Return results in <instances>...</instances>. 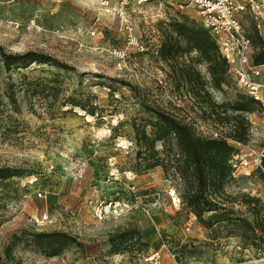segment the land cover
Wrapping results in <instances>:
<instances>
[{
    "label": "rangeland",
    "instance_id": "obj_1",
    "mask_svg": "<svg viewBox=\"0 0 264 264\" xmlns=\"http://www.w3.org/2000/svg\"><path fill=\"white\" fill-rule=\"evenodd\" d=\"M182 15L199 24L195 9L174 1L133 7L130 34L145 48L139 51L120 21L90 0H0V45L50 59L0 72V167L19 173L0 182V264H264V180L254 167L237 174L239 159L264 144L260 110L246 115L252 122L246 143H230L237 167L218 199L220 210L204 214L203 225L180 206L169 174L159 166L144 169V144L135 142L132 124L149 133L142 103L168 111L197 135L219 136L221 127L176 91L168 64L157 57L161 29ZM240 23L245 34L262 35L264 46V25L247 13ZM189 57L208 82L195 51L177 61ZM227 75L220 90L206 85L215 102L241 92ZM2 83L14 93V109ZM153 148L163 159L162 146ZM107 201L121 213L97 220L94 211ZM55 231L80 247L46 257L20 242L9 259L3 255L12 235ZM124 232H136L140 242L128 236L112 251L108 239Z\"/></svg>",
    "mask_w": 264,
    "mask_h": 264
},
{
    "label": "trees",
    "instance_id": "obj_2",
    "mask_svg": "<svg viewBox=\"0 0 264 264\" xmlns=\"http://www.w3.org/2000/svg\"><path fill=\"white\" fill-rule=\"evenodd\" d=\"M161 36L156 50L157 57L168 64V72L174 78L176 91L181 88L198 108L200 117L210 121L212 125L221 127V130L218 137L197 135L188 123L147 103L140 104V107L151 117L146 122L149 133H145L143 126L135 127L132 124V129L135 132L136 144L139 145L140 141L144 144V169L159 166L165 175L169 174L175 182L173 192L180 206L203 225L204 214L220 210L218 199L224 197L223 188L234 171L231 158L235 150L230 143H246L249 136L246 115L258 112L259 108L241 92L236 93L231 102L218 103L212 99L206 85H210L213 90H220L221 86L227 83V65L208 32L199 24L182 15L180 18L169 20L161 29ZM246 37L254 49L251 52L252 62L264 63V47L260 36L255 37L253 33L247 32ZM191 50L197 53V60L206 64L208 82L194 67L191 57L187 61H177L178 56ZM48 61L49 57L41 54L31 51L10 52L0 45V72ZM2 85L7 104L14 109V93L9 89L10 85ZM35 91L32 90L31 93L34 94ZM70 105L78 106L72 103ZM78 107L84 110L82 106ZM87 113L92 115L93 112L87 110ZM154 143L162 146L163 159L159 158L154 150ZM260 166L264 173V156L260 160ZM18 176L19 173L14 168L0 167V182ZM219 216L221 215L214 214L212 217L217 219ZM132 235L137 236L136 241L139 243L140 237L136 232H124L110 237L108 242L112 251H117L126 242V238ZM20 242L46 257H56L72 246L80 247L77 239L65 232H21L19 236L12 235L9 244L4 248L3 255L6 259H9L11 248ZM13 264L20 263L16 261Z\"/></svg>",
    "mask_w": 264,
    "mask_h": 264
},
{
    "label": "built area",
    "instance_id": "obj_3",
    "mask_svg": "<svg viewBox=\"0 0 264 264\" xmlns=\"http://www.w3.org/2000/svg\"><path fill=\"white\" fill-rule=\"evenodd\" d=\"M102 14L114 17L120 21L127 33V43L136 46L137 50H145L143 45L137 44L131 36L132 21L129 13L133 7L148 3H159L167 0H90ZM178 8L190 7L195 9L199 25L204 28L214 41L217 51L225 59L227 73L240 89L241 93L249 97L262 114L261 124L264 127V63L254 64L251 59V43L246 37L240 17L249 14L264 25V0H170ZM264 156V144L238 161V166H253L264 180V173L260 160ZM237 165H232L235 170ZM50 166L48 167V169ZM43 197V192H37V197ZM117 202H101L94 211V216L100 220L106 216L119 215L122 210L117 209ZM125 209H129L124 206ZM131 207V206H130ZM46 215L43 216V219Z\"/></svg>",
    "mask_w": 264,
    "mask_h": 264
},
{
    "label": "crops",
    "instance_id": "obj_4",
    "mask_svg": "<svg viewBox=\"0 0 264 264\" xmlns=\"http://www.w3.org/2000/svg\"><path fill=\"white\" fill-rule=\"evenodd\" d=\"M259 36H260L261 40H263V36H262V35H259ZM262 46H263V45H262ZM263 47H264V46H263ZM248 116H249V117H254V113L249 114ZM249 123L252 124V122H250V121H249ZM250 167H253V166L240 167V168L238 169V171H237V174H238V173H241V170H247V169H250ZM250 172H251V171H250ZM250 172H249V173H250ZM249 173L246 172V175L248 176ZM260 261H261V262H264V259H261Z\"/></svg>",
    "mask_w": 264,
    "mask_h": 264
},
{
    "label": "bare ground",
    "instance_id": "obj_5",
    "mask_svg": "<svg viewBox=\"0 0 264 264\" xmlns=\"http://www.w3.org/2000/svg\"><path fill=\"white\" fill-rule=\"evenodd\" d=\"M101 13V12H100Z\"/></svg>",
    "mask_w": 264,
    "mask_h": 264
}]
</instances>
